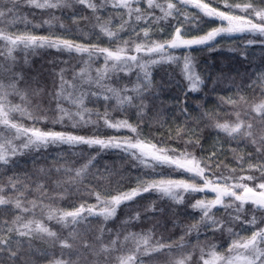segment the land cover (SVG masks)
<instances>
[{"label": "trees", "instance_id": "obj_1", "mask_svg": "<svg viewBox=\"0 0 264 264\" xmlns=\"http://www.w3.org/2000/svg\"><path fill=\"white\" fill-rule=\"evenodd\" d=\"M91 2L98 6L95 13L78 3H73L72 7L56 9H37L21 3L16 11L15 23L7 25V30L20 34L23 32L38 36L61 37L85 46L98 45L111 50L126 47L128 54L137 55L138 63L146 64L147 67L141 69L129 62L132 64L130 68L109 73L110 79L103 83L119 88L125 85L132 88L140 84L141 96L134 100L135 106L126 105L123 110L113 111L115 100L105 101L101 95L99 98L87 97L85 107L92 109L93 112L98 110L103 113L107 106L113 121L128 120L138 128L141 139L155 143L158 147L173 148L177 152L187 151L197 159L211 157L209 160L212 163V172L208 174L209 178H212V173L228 177V181L247 175L260 177L261 172L248 169L249 164L264 161V156H261L259 161L257 159V145L242 136L232 139L219 131L215 124L235 123L236 114L239 113L245 125L253 123L252 131L257 138L264 135V121L252 119L256 116V113L252 112V107L259 102L260 93L264 91V81L260 80V77L264 76V36L247 32L233 33L225 38L218 37L207 45L167 48L162 54L136 53L134 51L136 44L149 47L153 42L170 41L175 29L182 24V16L174 12L167 19L157 20L156 17H162L163 13L158 8L148 9L144 0L142 5L133 4V7L139 6L152 15L147 20L136 21L135 15L129 18L127 9H115L109 3L101 10L99 7L101 0ZM157 2L166 7L168 0ZM230 2L240 3L241 0ZM219 6L224 5L220 2L216 7ZM97 17L101 23L111 20L109 27L117 36L110 40L101 33ZM197 18L207 23V19L202 15ZM123 21H128V24L120 31ZM184 24L186 26L182 24L183 27L194 28L188 21ZM4 26L0 24V27ZM145 30L148 31L147 38L144 36ZM185 36L187 37L186 34ZM0 51L4 52V55H0V80L7 85L17 79V89L24 96V99H21L20 94L12 92L8 98L9 106L19 105L36 117L34 121L20 112H13L10 113L13 122L27 128L62 131L88 138L123 139L134 135L128 129L117 131L107 128L103 120L98 124L81 122L77 127H73L72 122L67 119L62 123H53L58 116L55 99L60 83L58 73L61 69H66L65 78L71 80L74 72H79L84 66V61L89 59L87 54L74 51L69 53L67 50L49 47L24 48L23 45L14 49L12 58L7 57L4 46H0ZM169 56L177 59L169 60L167 59ZM186 56L191 58L192 70L200 79L195 91L191 90L190 81L184 71ZM152 60L158 62L151 63ZM104 63L102 55L93 56L91 74L95 76L96 69H102ZM94 90L102 92L101 89ZM242 96L247 97L246 103L240 100ZM230 98L237 103H229ZM64 107L75 111V107L67 102H64ZM90 119L96 121L97 117L92 115ZM240 157L244 158L242 168L239 166ZM8 159L7 164L0 163V186L8 185L11 177H18L20 181H26L31 186L27 193V199L31 201L40 197L36 185L42 184L47 196L52 199H44L45 206L35 210V218L42 219V222L56 232L60 239H66L72 245L71 248H62L59 240L46 234H34L33 238L29 239L13 233L12 247L15 249V241H23L22 257L27 259L28 264H55L61 259L70 260L72 264H118L117 256L130 254L135 250V243L129 241L117 252H101V241L97 239L101 237V229L104 244L115 239L117 234L119 240L124 241L128 233H137L151 234L150 244L153 246L157 241L178 245L170 254L164 252L144 255L142 247L141 252L137 253L142 264H172L174 259L189 253L192 255L190 264H203L200 259L201 249L207 252L215 245L218 253H225L234 239L248 238L255 230L242 227L239 222L232 224L231 216L236 215L235 207L226 211L219 205L212 209V213L215 219L226 222L223 233L213 232L211 227L204 224H199L198 230L193 228L200 222L202 211L193 209L192 205L197 200L211 201L216 197L214 192L208 190L195 193L178 190L177 199L154 190L141 192L132 200L121 203L116 208L115 215L107 220L99 215H89L85 211L83 213L85 219L79 224L65 226L56 219H47L50 208L74 211L81 205L85 208L96 205V193H101L104 199H110L113 195L129 192L139 186L140 180L144 179L146 174L154 178L163 176L178 180H187L189 174L167 167H158L153 171L145 168L132 155L120 148H101L99 145L49 143L47 146L20 150ZM90 160L91 164L86 173L77 178L75 183L71 182V178L75 177V170L82 168ZM69 169L71 171H68ZM196 179L200 185L203 184L199 177ZM259 182L250 181L251 187ZM6 194L15 195L10 190ZM233 200L234 197H225L224 203L231 204ZM235 203L238 205L239 201ZM18 211L12 204L0 205V218H6L11 224ZM253 211V205L249 202L244 205V210L239 215L251 219ZM255 214L264 216V211ZM32 218L30 214H25L24 222ZM227 227H232L239 235H229ZM260 227H264V224ZM85 242L91 246L89 249L84 248ZM8 255L7 251L0 254L4 264H12ZM24 259L18 260L17 264H24Z\"/></svg>", "mask_w": 264, "mask_h": 264}, {"label": "snow or ice", "instance_id": "obj_2", "mask_svg": "<svg viewBox=\"0 0 264 264\" xmlns=\"http://www.w3.org/2000/svg\"><path fill=\"white\" fill-rule=\"evenodd\" d=\"M148 9H159L162 13V17H156L159 19H167L172 16L173 13H180L182 10L187 9L189 6L199 10L197 17L202 13L203 17L210 19H216L221 22V26L216 27L206 34L193 38H185V34L181 28H176L175 33L170 41L165 43L153 42L150 47H146L143 44H136L134 51L136 53L146 52L147 54H162L167 48L176 49L180 47L190 48L196 45H207L210 41H214L216 37L222 34L232 33H251L264 36V0H241L240 3H232L230 0H223L225 10H220L219 7H212L213 3H219V0H168L166 7L162 3H158L157 0H146ZM21 3L26 4L29 7L37 9H56L61 7H72L73 3L84 5L85 7L92 9L95 13L97 11V4L91 2V0H0V24H4V27H0V41L4 42V47L7 52V57L12 58L14 49L23 45L24 48H55L57 50H67L69 53L76 52L79 54H87L88 60L84 61V66L80 68L79 72H74L71 80L65 78L66 69H61L58 73L60 83L57 86L55 93V99L57 103L58 116L53 120V123H62L65 119L72 122L73 127H77L81 122L84 124L95 123L98 124L100 120H103L104 126L112 128L117 131L121 129H128L134 135L123 139L110 137L108 139H101L97 137H84L80 135H73L62 131H43L38 128H27L20 124L13 122L10 113L20 112L22 115H27L29 118L35 121L36 117L31 112H27L19 105H10L9 96L12 92H17L21 95V99H24L22 93H19L17 89L18 80L14 79L11 83L5 85L0 80V163L7 164L9 162V156L15 155L18 151L17 146L13 141L20 137H26V142L23 143V148L40 147L41 145L47 146L52 144H86L89 146L99 145L101 148H120L123 151L129 153L134 159L144 165L145 168H150L153 171L156 168L167 167L173 171H183L188 173V179H173L167 177L154 178L146 177L139 182V186L132 189L129 192L119 193L111 196L110 199H104L101 193H96V205H91L85 208L81 205L74 211H59L51 209L48 212L47 219H56L58 223H63L65 226L68 224L76 225L81 220L85 219L83 213L87 211L89 215H99L104 217L105 220L113 217L116 213V208L125 201H130L134 197L141 194V192L157 191L165 196H169L173 199H177L178 190L184 192H204L205 190L214 192L216 197L211 201L197 200L193 205V209H199L202 211V217L198 225H194L193 228H199V224L211 227L213 232H221L225 230L226 222L224 220H217L214 218L212 209L217 205L223 207L226 211L229 208L235 207L236 215L231 216V223H240L242 227L254 228L252 234L248 238L234 239L229 245L228 252L226 254H220L215 249L216 246L212 245L211 249L205 252L201 249L200 259L203 264H264V227H260L264 224V216H257L256 212L264 211V161H260L257 164H249V171L261 172L260 177L253 175L241 176L234 178L233 183H228V177L216 176L212 173V178H209V173L212 172L211 167L208 164L203 163L202 160L197 159L187 151L177 153L176 149L158 147L157 144L151 143L140 138V134L137 127H134L128 122V120H116L113 121L110 117L107 106L103 113L96 110L85 107V100L87 97H97L101 95L105 101L115 100L113 111L123 110L127 106H135L134 100L141 96V85L129 88L125 85L123 88L109 86L103 83V81L110 79L109 73L118 72L125 68H130L132 64H136L141 69L147 67L146 64L138 63L137 55H129L126 47H117L115 50L110 48H101L98 45L85 46L78 44L69 39L52 36H37L34 34H12L7 30V25L15 23L16 11ZM111 3V6L115 9H127L129 18L135 15V20L140 21L142 19L147 20L152 15L147 10H142L141 7H133V4L142 5L144 0H101L100 9L103 10ZM147 12V14H145ZM240 13V14H238ZM12 17V19H8ZM187 19V13H185ZM196 18V17H194ZM202 18V17H200ZM254 18V19H253ZM123 20V16H121ZM226 22V26L225 25ZM46 23H48L46 21ZM97 24L101 33L112 38L117 36L116 32H113L109 25L111 20L101 23L99 17H97ZM128 24V21H123L120 25V31ZM145 38L148 37V31H144ZM252 43V41H249ZM127 45V42H125ZM0 55H4L3 51H0ZM96 55H102L104 58V67L102 69H96V75L91 74L92 57ZM163 58V57H162ZM169 60L177 59L175 57H167ZM111 62V63H109ZM129 62H132L130 64ZM157 60H152L151 63H157ZM10 70V69H9ZM184 71L186 78L190 81L191 90L195 91L200 83L199 77L192 70V63L190 57L184 58ZM147 77V73H145ZM22 78V77H21ZM261 81H264V76L260 77ZM9 89L12 91L10 92ZM94 89H101V91H95ZM130 93H135L132 95ZM261 99L256 102L252 107V112L256 113L253 120L259 119L264 121V91L260 93ZM242 102H247V97L242 96L240 98ZM64 102L75 107V111L70 108L64 107ZM229 103L236 104L237 101L231 98ZM142 111V109H141ZM86 115L88 118H86ZM92 115L97 117L96 121L90 119ZM207 115V114H206ZM250 115V113H246ZM237 122L235 123H216L215 127L219 131L226 133L232 139H236L237 136L250 139L251 142L257 145L256 153L257 159L264 156V135L259 138L255 136L252 129L253 123L245 125L244 121L240 119V114L237 113ZM47 118V117H44ZM14 130V135H11ZM179 136V133H178ZM215 155V153H213ZM94 159V158H93ZM211 159V157L209 158ZM243 157L239 158V166L243 167ZM88 164H85L82 168L75 170V177L71 178V182L75 183L77 178L82 177L87 169ZM59 171V169L57 170ZM68 171H71L70 169ZM197 177L203 181L200 185L197 181ZM253 187H250L245 181H257ZM59 183V182H58ZM31 189V186L26 181H20L18 177H11L8 185L0 186V205L12 204L15 209L19 210L15 214V218L9 224L6 218H0V254L5 251L8 252V259L12 264H17V261L24 259L22 257V240L15 241L16 247L13 249V233L19 237L33 238L34 234H46L48 237H52L59 240L62 248H71L72 245L66 239H60L56 232H53L47 227L42 219L35 218V210L38 207H44V199H52L47 196V192L44 190L42 184L36 185V191L40 192L38 199L29 201L27 199V193ZM236 189H242L241 193H237ZM10 190L15 193L14 196L7 195L6 192ZM225 197H234L231 204H225ZM239 201L237 205L235 202ZM177 202H181L177 200ZM253 205L254 211L251 219L241 217L239 213L244 210L246 203ZM96 209H99L96 211ZM25 214H30L33 218L24 222ZM139 218V214H137ZM210 222V223H209ZM193 229H189L192 231ZM229 235L238 236L239 233H235L232 227H227ZM103 229H101V237L97 239L101 241L100 251L103 253L117 252L123 247L125 242L132 241L135 243V250L130 254H121L116 257L118 264H142L140 257L137 253L141 252L143 247L144 255H152L154 253H172L173 249L178 247L176 244H165L162 241H157L153 246L150 244L152 240L151 234H137L128 233L124 237V241L119 240V234L115 239H112L108 244L102 242ZM183 240V237L181 238ZM91 246L85 242L84 248L89 249ZM108 258L107 256L105 257ZM192 255H181L179 259H174L172 264H190ZM0 264H4L0 259ZM24 264H28L27 259H24ZM55 264H72V262L57 260Z\"/></svg>", "mask_w": 264, "mask_h": 264}, {"label": "rangeland", "instance_id": "obj_3", "mask_svg": "<svg viewBox=\"0 0 264 264\" xmlns=\"http://www.w3.org/2000/svg\"><path fill=\"white\" fill-rule=\"evenodd\" d=\"M205 2H207V0H205ZM220 2L223 4V1L219 0V3ZM219 3L218 4H212V7L218 6ZM219 7H220V10H224V8H223L224 6L223 7L219 6ZM198 12H199L198 9L189 6L187 9L182 10L180 13H178V14H180L182 16L181 17V23L184 26H186V24H184V22H186V21H188V22H190L191 24L194 25L193 26L194 28H188V27H183L182 24H180L181 26H179V28H182L183 30H185L184 33L187 35V37L185 36V38H193V37L202 36V35L206 34L208 31H210V30H212V29H214L216 27L221 26V22L219 20H216V19H210L208 17H205L207 19V23L203 22V20H198V18H197V13ZM185 13H187V15L190 14V16H187V19L185 18ZM199 15L203 16L202 13H200ZM194 17H196V18H194ZM224 26H226V22H225ZM19 32H22V31H19ZM10 33H12V34H20V33H16L15 31H12ZM22 34H25V33L22 32ZM28 34H31V33H28ZM228 35H230V34H222V35H220L218 37L225 38ZM218 37H216V38H218ZM0 46H4V42L3 41H0ZM129 55H133V54H129ZM11 135H14V130L12 131ZM24 142H26V137H20L19 139H15L13 141L14 145L17 146V148H18L17 152H19L20 150H25L26 149V148H23V146H22ZM41 146H43V145H41ZM177 153H179V152H177ZM199 160H202L203 163L208 164L211 167V170H212V163H211V161L209 159L204 158V159H199ZM233 180L228 181V183L229 184L233 183ZM245 183H248V185L251 187L250 181H245ZM236 191H237V193H239V191L241 192L242 189H236ZM225 202H227V201H225ZM262 247H264V245H262ZM227 252L228 251H226L225 253H220V254L223 255V254H226Z\"/></svg>", "mask_w": 264, "mask_h": 264}]
</instances>
